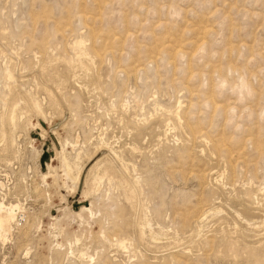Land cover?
Returning a JSON list of instances; mask_svg holds the SVG:
<instances>
[{
  "label": "rangeland",
  "instance_id": "374dc122",
  "mask_svg": "<svg viewBox=\"0 0 264 264\" xmlns=\"http://www.w3.org/2000/svg\"><path fill=\"white\" fill-rule=\"evenodd\" d=\"M0 202V264H264V0H0Z\"/></svg>",
  "mask_w": 264,
  "mask_h": 264
},
{
  "label": "bare ground",
  "instance_id": "6f19581e",
  "mask_svg": "<svg viewBox=\"0 0 264 264\" xmlns=\"http://www.w3.org/2000/svg\"><path fill=\"white\" fill-rule=\"evenodd\" d=\"M85 13H87V12H85ZM85 15V14H84ZM89 15V14H88ZM88 15H86V16H88ZM91 15V14H90ZM85 17V16H84ZM88 17H90V16H88ZM92 18H93V16H92ZM90 20H92L91 18H89ZM94 19V18H93ZM83 20V19H82ZM89 21V20H88ZM92 22V21H91ZM88 25V24H87ZM193 25V24H192ZM66 26V25H65ZM202 26V25H201ZM200 26V27H201ZM194 28H192V27H190V28H192V30H194L195 29V26H193ZM188 28H189V26H188ZM199 28V27H198ZM202 28V27H201ZM88 29V28H87ZM89 30H90V28H89ZM92 30V29H91ZM90 30V31H91ZM196 30H197V28H196ZM196 30H194V31H196ZM206 30V29H205ZM89 31V32H90ZM198 31V30H197ZM203 31V30H202ZM88 33V32H87ZM91 33V32H90ZM165 33V32H164ZM195 33V32H194ZM194 33H193V35H194ZM207 33H208V31H207ZM93 34V33H92ZM106 35V34H105ZM201 35V34H200ZM199 35V36H200ZM204 35H205V33H204ZM208 35V34H207ZM112 36H114V34H112ZM111 36V37H112ZM202 36V35H201ZM106 37H107V35H106ZM108 37H109V33H108ZM107 37V38H108ZM168 38V37H167ZM191 38V37H190ZM201 38V37H200ZM103 39V38H102ZM192 39V41L190 40V42H194L193 41V38H191ZM198 39V38H197ZM203 39V38H202ZM112 40V39H111ZM159 40V39H158ZM162 40H164V41H166V39H162ZM168 40V39H167ZM171 40V39H170ZM80 41V40H79ZM164 41H162L163 43H164ZM174 41V40H173ZM178 41V40H177ZM176 41V42H177ZM180 41V40H179ZM110 42V41H109ZM158 42V41H157ZM160 42V41H159ZM161 42V44H163ZM175 42V41H174ZM188 42V41H187ZM80 43V42H79ZM100 43V42H99ZM112 43H114V41L112 42ZM172 43V42H171ZM170 43V44H171ZM196 43V42H195ZM195 43H193V45H195ZM107 44V43H106ZM170 44H168L169 46H170ZM190 44H192V43H190ZM80 45V44H79ZM167 45V47H169ZM174 45V44H173ZM172 45V46H173ZM193 45H192V47H193ZM108 46V45H107ZM110 46V45H109ZM108 46V47H109ZM171 46V47H172ZM104 47H106V46H104ZM108 47H107V49H108ZM158 47V46H157ZM161 47V46H160ZM110 48V47H109ZM162 48H165V47H163L162 46ZM175 47H173V49H174ZM105 49V48H104ZM153 49V48H152ZM152 49L150 50L151 52H150V54L152 53ZM158 49V48H157ZM167 49V48H166ZM183 50H184V48H182ZM155 50V49H154ZM168 50V49H167ZM172 50V49H171ZM96 51V50H95ZM104 51V50H103ZM201 51V50H200ZM98 52V51H97ZM96 52V53H97ZM173 52V51H172ZM178 52V51H177ZM180 52V51H179ZM148 53V52H147ZM154 53V52H153ZM152 53V54H153ZM156 53V52H155ZM175 53H176V51H175ZM186 53V52H185ZM157 54V53H156ZM167 54H168V52H167ZM170 57H172L171 56V54H170ZM170 59V58H169ZM72 61V60H71ZM133 66V65H132ZM136 67V66H135ZM211 67V66H210ZM129 68H130V66H129ZM137 68V67H136ZM134 69V68H133ZM219 69V68H218ZM208 70H209V67H208ZM134 71V70H133ZM212 71V70H211ZM129 72V71H128ZM130 73V72H129ZM5 74H6V76L8 77V79H10L11 77H12V74H11V72H10V70L8 69V68H6V70H5ZM188 86V85H187ZM187 88V87H186ZM189 88V87H188ZM211 92V91H210ZM209 92V93H210ZM207 94V93H206ZM210 100H212V99H210ZM32 102H33V100H32ZM211 102V101H210ZM214 102V101H213ZM31 103V102H30ZM38 103V102H37ZM214 104V103H213ZM26 105V104H25ZM211 106V105H210ZM34 108H36V109H34V110H37L39 113H42V111H41V109L35 104V107ZM218 108H219V106H218ZM9 110V109H8ZM10 113V112H9ZM18 117V116H17ZM10 119V118H9ZM11 119L14 121V113L11 115ZM39 126V125H38ZM40 127V126H39ZM15 129V128H14ZM4 133V132H3ZM202 140H204V139H202ZM79 154L77 153L76 154V158H78L79 156H78ZM68 157L66 156V154H65V151L63 150V149H61V151L60 152H55V157L53 158V160H55L56 161V159H58L59 160V162H60V167L59 168H61V171L63 172V174L65 175V177H66V179H68L70 182H71V186H70V189L71 190H74V187L76 186V185H74L77 181H78V173H79V171L77 170V172H76V174H74V175H72L71 174V167H70V164H69V162H68V159H67ZM79 159V158H78ZM56 167V166H55ZM47 169H48V171H47V173L45 174L44 173V176H43V180H45L47 177L49 178V177H52L53 179L55 178V176H56V172H55V168H54V166L52 165V164H48L47 165ZM200 173V172H199ZM62 175V174H61ZM79 175H80V173H79ZM199 175H201V173L199 174ZM197 178H198V175L196 176ZM200 177H202V176H200ZM64 180V179H63ZM19 209V206L17 205V204H15V205H13V204H4L3 202H0V239H5L6 238V236L10 233V231H11V228H12V224L15 222V220H16V218H15V212L17 211ZM85 209V208H84ZM83 209V210H84ZM82 211V210H81ZM79 217V216H78ZM17 221V220H16ZM6 240V239H5ZM4 241V240H3Z\"/></svg>",
  "mask_w": 264,
  "mask_h": 264
}]
</instances>
